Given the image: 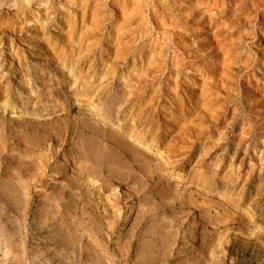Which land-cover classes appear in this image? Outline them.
I'll return each instance as SVG.
<instances>
[{
  "label": "rangeland",
  "instance_id": "374dc122",
  "mask_svg": "<svg viewBox=\"0 0 264 264\" xmlns=\"http://www.w3.org/2000/svg\"><path fill=\"white\" fill-rule=\"evenodd\" d=\"M0 264H264V0H0Z\"/></svg>",
  "mask_w": 264,
  "mask_h": 264
}]
</instances>
